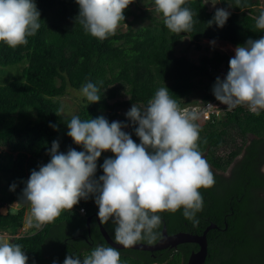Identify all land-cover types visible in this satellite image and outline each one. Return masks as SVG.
Here are the masks:
<instances>
[{
    "label": "trees",
    "instance_id": "obj_1",
    "mask_svg": "<svg viewBox=\"0 0 264 264\" xmlns=\"http://www.w3.org/2000/svg\"><path fill=\"white\" fill-rule=\"evenodd\" d=\"M35 2L41 13V27L28 37V44L12 49L0 42V209L18 205L0 215V235L21 245L28 264H63L70 254L83 260L97 245L109 247L99 232L94 218L98 206L91 197L81 200L72 211H62L41 229L31 226L23 233L30 205L20 197L31 170H39L40 165L49 162L47 152L53 140L59 141L61 152L66 153L70 147L82 150L67 135L72 116L64 117L62 112L56 115L61 109L59 98L66 89L80 90L88 81L96 83L100 102L89 104L83 100L75 115L82 120L103 115L109 122L123 118L118 112L129 110L133 103L147 106L161 87L169 89L180 108L196 102L191 100L196 96L204 102L215 100L212 88L221 67L229 70V56L214 52L194 63L176 55L178 44L187 37L197 50L202 40L243 45L249 38L264 36V31L255 27L263 10L258 7L259 0H241L240 7L235 0H219L230 16L225 26L218 28L208 24L216 10L209 11L204 0H188L186 6L195 13L193 30L174 34L166 28L154 0H134L119 26L126 30L117 29L114 36L100 41L86 34L75 19L79 13L75 0ZM119 87L126 88L128 99L117 100ZM50 124L57 125L58 130ZM197 124L199 150L217 171L225 172L233 165L231 177L211 170L214 186L199 190L204 201L203 210L196 215L199 223L194 226L183 216V209L174 214L161 213L162 223L156 230L159 238L152 244L161 238L163 225L169 235H201L214 224L216 229L206 236L204 264H264V199L258 194L264 192V175L260 172L264 166V110L256 115L245 106H237L225 110L220 119ZM130 134L140 142L132 126ZM104 159L105 152L97 162V177L103 175L99 165ZM13 183L17 185L15 191L10 190ZM89 217L92 220L88 228ZM102 225L115 241L112 222ZM197 249L194 244L154 253L124 249L119 250L120 264H186Z\"/></svg>",
    "mask_w": 264,
    "mask_h": 264
},
{
    "label": "clouds",
    "instance_id": "obj_2",
    "mask_svg": "<svg viewBox=\"0 0 264 264\" xmlns=\"http://www.w3.org/2000/svg\"><path fill=\"white\" fill-rule=\"evenodd\" d=\"M75 2L79 6L75 19L85 33L103 41L116 34L120 23L125 22V10L134 0ZM235 2L241 6V0ZM154 3L170 32L193 30L195 13L186 6L188 0ZM229 16L227 9L218 8L208 24L223 28ZM40 17L35 0H0V42L12 49L26 46L28 37L41 27ZM255 27L264 31V11L256 18ZM234 53L226 77L216 78L212 93L229 110L246 106L259 115L264 110V36L249 38ZM99 92L100 87L91 81L80 89L89 104L100 102ZM61 112L63 108L56 115ZM125 116L130 124L109 122L103 115L85 120L77 115L71 117L67 135L82 150L70 147L66 153L61 152L59 141L53 140L47 152L49 162L40 165L39 170H31L24 182L20 200L30 205L31 226L39 230L54 222L62 211H72L81 200L90 197L98 206L99 221L112 222L115 241L124 248L141 241L154 243L159 238L156 230L162 223L161 213L174 214L183 209L186 219L194 226L199 223L196 215L204 206L199 190L215 184L210 165L199 150L200 126L195 121L201 118L200 114L181 109L170 97L169 89L161 87L147 106L133 103ZM130 126L139 143L124 131ZM50 127L58 130L57 125ZM109 151L114 158L104 159L99 165L103 175L97 177V162L102 153ZM16 187L13 183L10 190L15 191ZM28 259L21 245L0 237V264H28ZM63 264H120V251L97 245L83 260L70 254Z\"/></svg>",
    "mask_w": 264,
    "mask_h": 264
},
{
    "label": "rangeland",
    "instance_id": "obj_3",
    "mask_svg": "<svg viewBox=\"0 0 264 264\" xmlns=\"http://www.w3.org/2000/svg\"><path fill=\"white\" fill-rule=\"evenodd\" d=\"M207 8L209 11H215L220 7V2L219 0H204ZM259 9L264 11V0H259V5H258ZM153 16H158V14H153ZM145 23H148V21H146ZM117 29H121V31H125L126 27L122 26V27H118ZM213 41H207V40H202L200 42V50H197L194 48V46L190 43L189 39L187 37H184L180 43L177 46L176 49V55L177 56H183L186 57L187 59H189L190 61L194 62V63H199L200 59L203 56H212V54L214 52H221L224 54H227L229 56V58H232L234 56V49L236 47L224 43V42H215V44L213 45L212 43ZM9 69H15V68H9ZM22 70V68L19 69V72ZM9 71V70H8ZM13 71V70H12ZM227 70L224 66L221 67V69L219 70V75L218 77H220L221 79L225 78L227 75ZM120 88V92L121 95L118 96L117 100H126L128 99V96L125 94L126 88ZM86 98L82 97L80 94V90H74L71 88H67L66 89V94L63 97L59 98L60 104H61V108H63V112L62 115L64 117H68V116H73L75 115L78 110H79V105L83 102V100H85ZM193 102L194 100L196 101H200V98L198 96L193 97L191 99ZM112 103V101L110 102ZM191 104V103H189ZM128 111V109H123L120 110L118 112V114L120 116H122L123 118H116L113 121H121V122H125V119L127 120V117L125 116V113ZM124 131L131 133V126L124 129ZM251 139V137H250ZM112 153L109 152H105V158H109L112 157ZM264 170V167H263ZM16 208H18V205L16 203H14L11 206H7L4 208L0 209V215H6V213L8 212V209L10 211L15 210ZM29 217H30V207L26 208V212H25V216H24V229L27 230L29 227H31V225L29 224ZM35 221H33L34 224ZM25 232V231H24ZM0 237H4L7 239V241L10 243V240L8 239L7 236H1Z\"/></svg>",
    "mask_w": 264,
    "mask_h": 264
},
{
    "label": "water",
    "instance_id": "obj_4",
    "mask_svg": "<svg viewBox=\"0 0 264 264\" xmlns=\"http://www.w3.org/2000/svg\"><path fill=\"white\" fill-rule=\"evenodd\" d=\"M94 218L96 219L99 232L105 243L108 246L117 248L118 250L130 249L154 253L166 249H176L179 245L183 244L196 245L198 249L190 254L186 264H204L207 257V233L212 229H216V225L211 224L207 228H205L201 235H193L184 232L169 235L166 231L165 225H163L161 230V238L155 244L137 243L131 248H124L123 246L119 245L117 242L111 239V237L103 227L102 223L99 221L97 214L94 215ZM91 220L92 217L87 218L88 228L90 227Z\"/></svg>",
    "mask_w": 264,
    "mask_h": 264
},
{
    "label": "built area",
    "instance_id": "obj_5",
    "mask_svg": "<svg viewBox=\"0 0 264 264\" xmlns=\"http://www.w3.org/2000/svg\"><path fill=\"white\" fill-rule=\"evenodd\" d=\"M181 109L186 111H195L199 113L201 118L195 121V123H198L199 121H209L211 119H215V120L220 119L223 116L225 110H228V108L225 105L221 104L216 99L209 100L206 102L201 101L200 99V101H196L194 103L188 104V106H185ZM24 231L26 230L23 228V233Z\"/></svg>",
    "mask_w": 264,
    "mask_h": 264
},
{
    "label": "flooded vegetation",
    "instance_id": "obj_6",
    "mask_svg": "<svg viewBox=\"0 0 264 264\" xmlns=\"http://www.w3.org/2000/svg\"><path fill=\"white\" fill-rule=\"evenodd\" d=\"M241 156H242V155H241ZM241 156H240V158H241ZM203 157H204V155H203ZM204 158H205V157H204ZM238 160H239V159H238ZM263 167H264V166H262V168L260 169V172L264 175ZM210 168H211V170H212L214 173H216V175H220V176H223V177H225V178H229V177H231V174H232V168H233V165H232L231 167H229L228 170L225 171V172L217 171V170L213 169L211 166H210ZM258 194H259L260 198H263V199H264V192H258Z\"/></svg>",
    "mask_w": 264,
    "mask_h": 264
}]
</instances>
